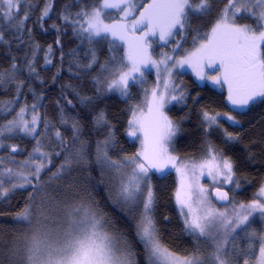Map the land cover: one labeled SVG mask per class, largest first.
<instances>
[{"label":"snow or ice","instance_id":"snow-or-ice-1","mask_svg":"<svg viewBox=\"0 0 264 264\" xmlns=\"http://www.w3.org/2000/svg\"><path fill=\"white\" fill-rule=\"evenodd\" d=\"M24 2L0 0V18L6 27L24 30L25 21L29 19L28 12H24L23 18L18 15ZM51 7L50 2L46 3L39 20L49 16ZM106 10H114V14ZM208 11L210 0H98L91 7L80 8L75 15L67 10L61 13L64 23H71L74 33L86 36L89 44L104 40L109 43L112 55L100 64L101 71L94 80L97 93L106 88L108 92H119L122 98H127L133 86L145 83L146 69L156 71V86L151 90L145 88L141 102L129 109L132 118L128 120L127 135L137 139L142 137L141 149L122 161L111 160L107 145L112 142L113 136L109 130L104 146L98 144L96 153V163L101 169H113L117 174L122 169H131L120 179L117 196L130 207L131 213L138 214L133 233L142 251H137L127 233L106 218L86 188L81 193L73 185V203L48 197L45 192L42 174L51 164L53 156L67 152L53 179L69 171L73 164L88 162L84 147H75L76 140L80 138L81 125L79 120H72L73 149L67 148V142L57 129L55 140L49 137L55 148L49 149L42 140H37L34 152L23 163L0 171V199H7L17 189H32L28 207L14 218L21 226L23 240L19 245L14 241L7 250V264H140L141 256L143 264H241V261L242 264H252L253 260L255 264H264V234L248 233L251 239L258 241V258L252 245L242 255L234 247H228L240 230L247 231L246 226L254 213L259 212L260 218L264 219V199L261 198L264 197V186L250 204L241 203L231 210L225 205V210L220 211L213 206L209 189L199 183V178L207 170L216 199L229 201L228 192L217 185L222 181L234 182L235 167L231 159L225 158L212 144L207 145L206 155L199 162L191 164L181 163L170 151L179 127L165 114L164 108L171 101L179 103L186 97L182 88L170 83L173 69L187 65L198 80L210 79L215 85L226 86L227 99L233 109L245 110L252 104L264 102V0H228V5L208 31L201 34L199 29L195 30L193 47L185 55L177 58L162 53L159 59L154 58L151 49L155 38L158 37L162 46H167L177 36L184 39L188 34L190 17L206 15ZM245 13L254 21L253 24L241 25L237 22L238 17ZM109 16L111 22H106ZM3 42L5 37L3 29H0V43ZM60 43L57 39L56 44ZM181 46V41L177 40L172 52H177ZM48 51L49 54L52 52L51 45ZM90 57L84 65L86 69L99 64L95 51L90 50ZM45 62L51 64L52 60L46 56ZM28 69L30 73L35 72L31 62ZM208 69L214 71L209 73ZM18 79L19 69L15 62L9 69L0 71V85ZM19 90L18 87L17 92ZM83 99L92 100L91 97ZM67 103L71 105L72 101ZM224 115L232 124L238 123L233 115ZM219 116V113L203 112L206 133L219 126ZM41 120L35 103L32 105L31 120L26 118V107H21L13 119L0 125V141L14 133L36 138ZM62 122L69 123L63 116ZM107 123L103 111L95 114V127L106 126ZM227 136L229 140L236 139L231 133ZM0 147H3L2 143ZM18 151L17 146L10 147V153ZM169 165L181 177L173 195L183 218L184 230L197 242L192 253L184 256L174 253L163 243L154 214L156 200L149 183L150 171L164 174ZM197 170L199 176L196 175ZM5 176L9 178L8 188L3 186L2 178ZM13 177L14 182L11 180ZM145 185L147 195L142 199L141 206L140 193ZM38 197L39 204L36 203ZM164 220L167 221L168 217L165 216ZM207 243L211 244V248L208 255H204L199 245ZM0 264H6L3 249H0Z\"/></svg>","mask_w":264,"mask_h":264},{"label":"trees","instance_id":"trees-1","mask_svg":"<svg viewBox=\"0 0 264 264\" xmlns=\"http://www.w3.org/2000/svg\"><path fill=\"white\" fill-rule=\"evenodd\" d=\"M49 2L52 5L50 14L41 21L39 17ZM97 2L98 0H25L18 12L20 18H23L25 11L28 12L29 19L25 21L23 31H17L15 27H6L0 18V29H3L5 37V42L0 43V71L9 69L13 62L19 69L18 80L0 85V125L13 119L21 107H26V118L31 120L34 103L42 117L38 124L39 135L36 138L14 133L0 141L3 144V147H0V171L23 163L29 154L34 152L37 140H42L43 145L49 149L55 148L49 137L55 140L54 133L57 129L67 142V148L73 149L71 121L79 120L81 133L75 147H84L88 162L73 164L69 171L53 179V174L66 158L67 152L58 157L53 156L51 164L42 174L45 192L48 197L73 203L74 186L81 193L86 188L88 195L100 206L106 218H110L127 233L137 251H142L133 233L134 213H131L130 207L117 196L119 189L116 188V180L120 179L122 170L117 174L113 169H101L96 163V153L98 144L104 146L103 141L109 130L113 136L112 142L107 145L111 160L122 161L139 151L138 139L127 135L128 120L132 118L129 109L141 102L144 89L154 86L155 77L151 70L153 68L146 69L145 83L133 86L127 98L108 92L106 88L97 93L94 80L101 71L100 64H104L112 55L109 43L104 40L89 44L86 36L74 33L72 24H65L61 19V13L66 10L75 15L80 8L91 7ZM227 5L228 0H210V11L206 15L190 17L188 34L184 39L177 36L176 40L170 43L171 46H162L156 40L151 49L153 56L160 58L162 53L173 55L172 49L176 46L177 40L182 44L178 49L177 58L185 55L193 47L192 37L195 30L199 29L201 34L208 31ZM107 12L114 14V11ZM106 22H111L110 16ZM237 22L241 25L254 23L246 13L239 16ZM57 39L61 41L59 45L56 44ZM50 45L52 52L49 54ZM90 50L96 52L99 64L92 69H86L84 65L91 58ZM120 55H123V49L120 50ZM46 56L52 60L51 64H46ZM29 62L35 67L34 73L29 72ZM172 84L182 88L186 97L179 103L171 101L164 108L165 114L179 127L170 151L184 163L191 164L194 161L199 162L206 155L208 144L214 145L225 158L231 159L235 167L234 182L227 189L231 197L230 202L226 204L227 209L231 210L233 206L238 208L241 203L250 204L264 184V102L252 104L243 112H235L227 105L223 90L218 91L208 85H200L187 72L175 73ZM84 97H91L92 100L89 102L83 99ZM68 100L72 101L71 105L67 103ZM100 111L105 113L108 123L106 126L95 127L93 118ZM204 111L212 115L217 113L220 116L233 115L238 123L232 124L220 119L219 126L206 133ZM62 116L69 121L68 124L62 122ZM228 133L236 139L229 140ZM12 145L18 147L17 153H10ZM2 179L3 186L10 187L9 178L5 176ZM11 180L14 182L15 178ZM149 183L156 200L154 214L163 243L178 255L192 253L197 247V242L185 232L174 203L173 194L177 188L175 173L172 170L161 175L151 173ZM31 191V188L17 189L11 192L7 199H0V249L5 251L6 264L7 250L12 247L14 241L19 245L23 240V235L20 234L21 226L14 218L28 207ZM39 202L38 197L36 203ZM213 205L216 206L214 202ZM221 207L225 210V205ZM165 216L168 217L167 221L164 220ZM246 227L247 231L240 230L228 247L229 249L234 247L235 251L242 255L252 245L258 258V241L251 239L248 233L264 234V219L260 218L259 212L254 213ZM203 245L199 247L204 255H208L209 252L205 253ZM139 260L140 264H143L142 256ZM252 264H255V260Z\"/></svg>","mask_w":264,"mask_h":264},{"label":"rangeland","instance_id":"rangeland-1","mask_svg":"<svg viewBox=\"0 0 264 264\" xmlns=\"http://www.w3.org/2000/svg\"><path fill=\"white\" fill-rule=\"evenodd\" d=\"M106 11H114V10H106ZM137 15H138V13H137ZM155 40H157V41L159 42L158 37L155 38ZM174 40H176V37H175ZM174 40H172L170 43H172ZM159 43H160V42H159ZM170 43L168 44V46H171ZM174 46H175V45H174ZM177 53H178V51L175 52L173 55L177 57ZM170 55H172V54H170ZM160 57H161V56H160ZM154 58H155V57H154ZM157 59H159V58H157ZM170 63H172V62H170ZM151 70L154 72L155 84H154L153 87H155V86H156V82H157V75H156V71H155V69H151ZM207 71H208L209 73H211V72H213L214 70H212V69H208ZM183 72H187V73H189V74L192 76L193 80H194L196 83L200 84V85H208V86H210L211 88H213V89H215V90H218V91H222V90H223L224 93H225V100H226V103H227V105L229 106L230 110L235 111V112H243V111L246 110V109H245V110L233 109L232 105L228 102V99H227V95H228V93H227V87H226V86L215 85V84L212 83V81H211L210 79H208V80H203V81L198 80L197 77H196V75H195V73L193 72L192 68L188 67L187 65H185V66L182 67V68L177 67V68L173 69V76H172V78H171L170 83L172 84V80H173V77H174V74H175V73L177 74V73H183ZM153 87H152V88H153ZM152 88H150L149 90H151ZM112 93L117 94V95H120L119 92H112ZM112 93H111V94H112ZM220 119L225 120V121H228L226 115H221V116H219V117H218V120H220ZM228 122H229V121H228ZM138 135H139V133H138ZM141 139H142V137H141L140 139H138V141H139V150L141 149ZM171 153H172V152H171ZM172 155H173V154H172ZM174 156H176V155H174ZM176 157H177V156H176ZM177 158H178V157H177ZM178 160H179L181 163H184L181 159H178ZM171 170L175 173V176H176V184H177L176 187L178 188V186H179V184H180V179H181V177H180V175H178V173L176 172L175 168H172L170 165H169L168 168L165 170V172H168V171H171ZM130 171H131L130 168L122 169V174H121L120 179H121L125 174L129 173ZM165 172H164V173H165ZM151 173H155V174L161 175V173L156 172L155 170H151V171H150V174H151ZM206 173H207V170H205V175H204V176H200V178H199V183L202 184V185H204V187L208 188V189H209V194H210L211 190L213 189V182H212V180L207 176ZM196 175L199 176V170H197ZM120 179L117 178V180H116V188H118V189H119V186H120ZM221 180H222V178H221ZM230 185H231V183H227V182H223V181H222V182H221L219 185H217V186L220 187L221 189L227 190V189H229ZM262 186H264V184H263ZM177 188H176V189H177ZM260 188H261V187H260ZM258 191H259V190H258ZM257 193H258V192H257ZM146 195H147V186L145 185V187H144V191H143L142 193H140V197H141L140 204H141V206H142V199H143L144 197H146ZM261 198L264 199V197H261ZM174 203H175V199H174ZM175 206H176V203H175ZM213 206H214V205H213ZM214 207H216V208H217L218 210H220V211H224V208H222V207H217V206H214ZM176 208H177V206H176ZM177 210H178V209H177ZM178 212H179V211H178ZM133 215H134L135 219H138V214L134 213ZM181 219H182V222H183V218H182V217H181ZM202 239H203V238H202ZM203 246H204V248H205V253H206V252H209V250H210V248H211V244H210V243H207V244H204Z\"/></svg>","mask_w":264,"mask_h":264},{"label":"water","instance_id":"water-1","mask_svg":"<svg viewBox=\"0 0 264 264\" xmlns=\"http://www.w3.org/2000/svg\"><path fill=\"white\" fill-rule=\"evenodd\" d=\"M221 190L228 192L227 190H224V189H221ZM213 191H214V189L211 190L210 196H211V200L214 202V204L216 206L221 207V206H224V205H226V204H228L230 202L231 197H230V194L229 193H228V195H229V201L225 202V201H219V200H217L216 199V196L213 194Z\"/></svg>","mask_w":264,"mask_h":264}]
</instances>
